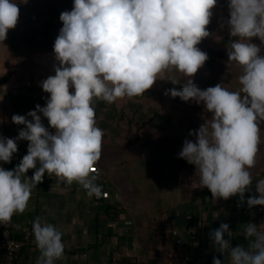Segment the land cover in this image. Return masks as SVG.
<instances>
[{"label": "clouds", "instance_id": "1", "mask_svg": "<svg viewBox=\"0 0 264 264\" xmlns=\"http://www.w3.org/2000/svg\"><path fill=\"white\" fill-rule=\"evenodd\" d=\"M216 3L217 0H73L71 11L59 17L62 27L53 45L58 62L55 75L40 85L48 94L45 106L37 104L26 116L13 115L12 122L24 128L15 139L0 137L3 163H11L23 152L13 156L18 140L28 142L27 154L20 163H11L15 168L0 167V224L26 210L32 189L42 183L45 173L69 185L76 182L89 197H99L110 181L105 176L107 183L100 186L92 174L101 158L104 135L96 123L94 100L112 104L125 97L142 96L158 77L164 79L161 74L168 69L188 79L180 90L168 89L165 95L195 101L211 114L198 131L189 132L195 135V141L185 140L178 158L195 167L199 187L207 188L213 198L227 200L239 194L243 203L245 191L256 183L259 195L250 196L247 206H264V178L257 181L264 172L252 184L249 171L256 164L260 124L264 122V55L260 54L264 47V0H227V29L232 38L226 47L228 64L242 69L240 88L235 91L219 83L201 90L192 80L208 59L197 45L210 35L206 26ZM18 17L15 0H0V41L16 27ZM253 38H258L261 45L253 43ZM42 117L54 133L44 126ZM30 169L35 171L29 178L26 173ZM117 206L124 209L119 203ZM166 224L176 226L169 220ZM243 226L240 235L247 241L246 246L233 247L225 238L233 237L227 223L211 232L212 244L225 256L223 261L214 257L212 264H264V223ZM32 235L40 252L36 264H55L63 257V233L54 225L37 217L32 223ZM194 241L187 238L185 245ZM192 262L194 258L189 263Z\"/></svg>", "mask_w": 264, "mask_h": 264}, {"label": "trees", "instance_id": "2", "mask_svg": "<svg viewBox=\"0 0 264 264\" xmlns=\"http://www.w3.org/2000/svg\"><path fill=\"white\" fill-rule=\"evenodd\" d=\"M218 1L224 8L220 9L221 6L217 5ZM218 1L212 9L210 23L206 26L210 35L202 39L197 45L201 51L207 53L208 59L193 75L192 80L201 90L219 83L229 90L235 91L240 88L238 77L242 73V69L234 63L228 64L226 47H228L229 39H232L227 29L228 5L225 0ZM15 2L18 7L33 6L31 10L29 9L31 14L27 17L25 33H20L19 24H16L14 28L17 29L15 32L19 36L27 39L23 43L27 48L26 55H34L38 47L44 51H52L54 41L62 27V22L59 19L60 14L64 11H71L73 0H56L53 5L50 2H45L47 7H44L38 0H27V3L25 0H15ZM51 18L57 19L55 29L50 26ZM221 24L224 25L223 28H221ZM12 30L10 31L12 32ZM36 30L41 32V34L38 33L41 42L35 39ZM14 38L16 36L13 31L9 39L10 45L13 47L15 60H19L22 59L21 45L18 44L21 42H17ZM252 42L257 46L261 45L258 38H253ZM34 43L39 45L33 46ZM260 54L264 55V47H262ZM167 71L173 72L175 77L170 80L169 84L166 83L161 91L149 89L142 96L125 97L112 104L102 100H94L93 102L97 126L104 132L101 158L95 166L104 176L109 178L111 184L114 185L115 180H118L117 188L122 194L121 205L125 210H128L136 225L143 223L146 228V237L151 240L157 237L159 242L164 237L162 230L165 222L169 220L164 216L167 214V210L164 213H161L164 211L161 208L156 210V206L160 202V206L163 205L166 208L171 206L170 201L174 202V205L181 206H194L195 202L207 205L211 202L212 196L207 188L199 187L195 167L184 159L178 158L184 141H195V135L190 136L189 132L198 131L205 119L211 118V114L205 111L202 104H197L195 101L185 102L179 97L173 98L170 95H165L168 89L180 90L181 84L188 79L183 73L175 69H168L163 72L165 79L168 76ZM180 74L185 77L180 76ZM8 85L9 77L3 75L0 78V97H2L0 102L3 115L0 136L15 139L24 125L14 124L11 119L12 116L16 114L26 116L29 111L35 110L37 104L41 107L45 106L48 94L42 90L41 84L10 88L7 87ZM28 119L31 120L30 117ZM42 123L46 128H49L51 133H54L55 130L49 127L46 118L42 117ZM261 125L262 123L260 128ZM262 129L261 141L264 135ZM27 146V141H17L18 152L23 151L26 155L27 149L25 147ZM127 170L129 173L125 172ZM133 173L137 174L134 177L137 178L136 181L133 179ZM183 174L192 175L193 180H197V183L193 186L189 184L190 186L186 187L185 182L189 183V180L183 182L185 179L181 177ZM119 176L122 177L121 180L124 179V183H118L120 181ZM175 188L177 194L172 192ZM163 191L171 192L165 196ZM137 208L139 211L135 210ZM206 215L203 212L201 218H197L192 225L181 230L186 233L189 228H195L194 237L196 240L194 243L197 242V237H210L206 235L207 230L213 231L206 223ZM158 217H161V222L154 224L153 221L151 223V220ZM142 234L139 237H144ZM193 250L197 252V249L193 248ZM197 254L199 255L198 252ZM123 256L128 259L125 254ZM1 257L3 259V253H1ZM156 258L153 257V260L159 264ZM197 262L198 256L197 258L194 257V262L189 264H196ZM134 264L137 263L134 262Z\"/></svg>", "mask_w": 264, "mask_h": 264}, {"label": "crops", "instance_id": "3", "mask_svg": "<svg viewBox=\"0 0 264 264\" xmlns=\"http://www.w3.org/2000/svg\"><path fill=\"white\" fill-rule=\"evenodd\" d=\"M2 116L0 102V130ZM261 123L263 132L264 122ZM261 142L256 164L249 170L252 184L258 175L264 172V135ZM0 167L6 170L15 168L10 162H2ZM34 171L35 169H30L26 175L30 178ZM194 181L191 184L187 183L186 187L197 183V180ZM170 192L163 191L165 196ZM172 192L177 194L176 188ZM248 198L249 196L244 194V202L241 203L239 194L227 200L215 199L211 196V202L207 205L195 202L194 206L174 205V202L170 201L171 206L167 208L163 206L162 209L167 210L165 218L181 230L192 225L197 218H201L204 212L207 214L206 223L211 230L218 229L221 223H227L229 230L233 232V237L229 238L225 235V238L231 240L233 247L246 246L245 238L236 237V233L243 230L244 224L255 223L256 206L249 208L246 203ZM121 200V192L110 182L107 186H103L99 197H89L86 190L78 183L73 182L69 185L45 173L42 183L32 189L26 210L22 214H14L9 222L16 236L27 221L35 220L37 217H40L42 222L50 223L58 228L63 233L62 239L67 242L68 249L64 251L61 259L55 261V264H83L86 258L93 264H107L108 257L114 250L122 252L127 256V260L137 264H156L153 257H157L159 264H174V262L186 264L182 255L176 252L174 247L172 248L169 237L163 234L161 242L157 237L153 240L146 237V228L143 223L136 225L125 208L117 216H109V208L114 207L115 204H121ZM141 234L144 237H139ZM193 245L192 247L199 253V256H195L196 258L198 256V264H212L214 257L222 261L225 259V256L216 250L210 238L197 237V242ZM39 255L37 248L26 246L11 264H36Z\"/></svg>", "mask_w": 264, "mask_h": 264}, {"label": "rangeland", "instance_id": "4", "mask_svg": "<svg viewBox=\"0 0 264 264\" xmlns=\"http://www.w3.org/2000/svg\"><path fill=\"white\" fill-rule=\"evenodd\" d=\"M38 1L44 7H47V5H45V2H50L51 5H53L56 2V0H38ZM225 1H227V0H225ZM28 3L30 5V2H28ZM217 5L221 6L220 9L224 8V7H222L221 4H219V1H218ZM32 8H33V6L19 7V17H18L17 25L18 24L20 25V28H19L20 33H25L26 24H27V20H28L27 17L29 16V14H31L30 10ZM55 24H57V19L51 18L50 26L53 29H55L54 28ZM15 30H17V29L12 30V32L14 31V34L16 36V38H14V39H16L17 42H21L18 44L21 45L20 46V52H22V59L15 60L14 50H13V47L10 45L11 43L9 40L11 38V34H12L11 31L8 32L7 37L3 42L0 41V78L3 75L9 77V85L7 87L8 88L18 87L21 85L33 86L35 84H41V82L43 80L47 79L49 76L55 75L54 66H58V62L55 61L54 51L53 50L52 51L51 50L50 51H44L42 48L38 47V48H36L37 52L35 51L36 53L34 55L27 56L25 53V51H27L26 50L27 48H26L25 44H23V43H25L24 40H27V39H24L21 36H19V34H17V32H15ZM37 30L35 33V36H36L35 39L38 42H41L40 37H39V34H41V32H38ZM214 31H216V30L214 29ZM26 43H27V41H26ZM36 45L38 46L39 44H37V43L33 44V46H36ZM167 74H168V76H166V79H165V77L163 76V73H162L161 76L164 79H159L160 77H158V80L154 83V85L152 86L151 89L156 90V91H161L166 83L169 84L170 80L175 77V74H173V72H168V71H167ZM180 76L185 77L183 74H180ZM70 91H71V89H70ZM125 172L129 173L128 170ZM136 176H137V174L133 173V179L135 181L137 178H134V177H136ZM119 177H120V181L118 183H120V184H121V182L124 183V179L121 180L122 177L121 176H119ZM181 177L185 178L183 182L189 180V183L191 184V182L194 181L192 175L183 174V176H181ZM117 181L115 180L116 183L114 184L116 189H118L117 188L118 187ZM126 182H129V181H126ZM186 184H187V182H185V185ZM191 186H193V185H191ZM160 205H161V202L159 203V205L156 206V210L158 208L162 209L163 205L162 206H160ZM135 210L139 211V208H137ZM164 212H165V210L161 213H164ZM153 221H154V224H158L159 222H161V217L154 218L153 220H151V223Z\"/></svg>", "mask_w": 264, "mask_h": 264}, {"label": "built area", "instance_id": "5", "mask_svg": "<svg viewBox=\"0 0 264 264\" xmlns=\"http://www.w3.org/2000/svg\"><path fill=\"white\" fill-rule=\"evenodd\" d=\"M24 155V152H20L16 157L13 158L11 163L13 165H18ZM92 174L97 176L95 183H97L98 185L102 186L107 183L106 177L95 166ZM50 176L55 177L54 174ZM262 178H264V173L257 178V181ZM255 184L249 186V188L245 191L244 194L248 195L249 197H258L259 194L256 192ZM121 210L122 208L120 206H117V208L109 210V215L111 217H114ZM256 212L257 214L255 224L259 225L261 223H264V206H256ZM33 221L34 220L28 221L21 228L19 237L14 236L13 226L10 222L0 224V264L13 263L19 252L26 246L36 247L34 236L32 235ZM163 229L165 234L171 237L174 250L182 255L183 261L185 263L191 262L197 252L194 251L192 248L193 243H191L192 245L190 246H186L185 243L187 238H190L191 240H196V237H194L196 229L191 227L187 230L186 233H184L178 227L172 226L170 224H166ZM242 231L243 230L238 231L236 233V237L244 239V236L240 235ZM210 234L211 232L207 230L206 235L210 236ZM63 243L64 250L68 249L67 242L63 240ZM1 253H3V259L1 257ZM123 255L124 254L118 250L113 251L107 260V264H134L133 261L125 259ZM83 264L93 263L90 259L86 258Z\"/></svg>", "mask_w": 264, "mask_h": 264}]
</instances>
